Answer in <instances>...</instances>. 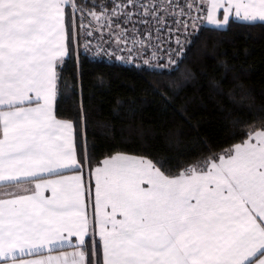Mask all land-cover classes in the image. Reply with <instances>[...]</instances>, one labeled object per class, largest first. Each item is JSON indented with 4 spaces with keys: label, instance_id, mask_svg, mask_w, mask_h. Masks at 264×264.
<instances>
[{
    "label": "snow or ice",
    "instance_id": "1",
    "mask_svg": "<svg viewBox=\"0 0 264 264\" xmlns=\"http://www.w3.org/2000/svg\"><path fill=\"white\" fill-rule=\"evenodd\" d=\"M233 25L264 30V0H0V264H264V96L234 84L248 112H224L226 147L181 104L198 154L172 165L129 149L85 96L91 56L143 73L167 106L198 82L193 46Z\"/></svg>",
    "mask_w": 264,
    "mask_h": 264
},
{
    "label": "trees",
    "instance_id": "2",
    "mask_svg": "<svg viewBox=\"0 0 264 264\" xmlns=\"http://www.w3.org/2000/svg\"><path fill=\"white\" fill-rule=\"evenodd\" d=\"M81 60L85 96L91 97L90 109L94 121L110 122L129 149L138 151L146 146L169 165L198 154L199 145L193 141V134L179 114L181 104L187 102L189 111L199 120L200 138L207 137L212 143L226 147L228 136L222 118L224 112L229 108L241 113L248 112L246 105L238 103V97L234 100L230 95L234 84L243 82L254 90L257 104L264 96V30L259 27L245 29L233 25L223 33L217 47L211 44L193 46L190 62L200 74L198 82L188 85L174 101H168L167 106L159 96L144 95L140 91L143 73L135 68L118 61L99 63L98 58L91 56H81ZM75 63L74 52L71 59L66 58L63 66V110L72 107V100H64V97H70L71 94V74ZM101 73L102 80L97 78ZM213 79L221 84L219 95L210 88ZM133 121L138 131L130 136L128 128ZM170 131L177 134L171 143L168 136ZM91 132L90 125V142L93 139Z\"/></svg>",
    "mask_w": 264,
    "mask_h": 264
},
{
    "label": "crops",
    "instance_id": "3",
    "mask_svg": "<svg viewBox=\"0 0 264 264\" xmlns=\"http://www.w3.org/2000/svg\"><path fill=\"white\" fill-rule=\"evenodd\" d=\"M85 182L87 183V179H85Z\"/></svg>",
    "mask_w": 264,
    "mask_h": 264
}]
</instances>
